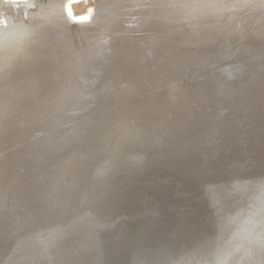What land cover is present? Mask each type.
<instances>
[{
  "label": "water",
  "instance_id": "obj_1",
  "mask_svg": "<svg viewBox=\"0 0 264 264\" xmlns=\"http://www.w3.org/2000/svg\"><path fill=\"white\" fill-rule=\"evenodd\" d=\"M214 46L180 45L159 79L94 82L52 123L0 108V264H264V46Z\"/></svg>",
  "mask_w": 264,
  "mask_h": 264
},
{
  "label": "bare ground",
  "instance_id": "obj_2",
  "mask_svg": "<svg viewBox=\"0 0 264 264\" xmlns=\"http://www.w3.org/2000/svg\"><path fill=\"white\" fill-rule=\"evenodd\" d=\"M65 1L14 5L0 0V20L6 21L0 25L2 112L33 107L38 125L52 123L58 110L61 115L63 108H74L79 95L93 91L94 82L104 88L103 84L138 79L128 74L134 70L148 80L169 75L180 45L215 44L228 50L226 58L239 51L250 55L264 46V0H86V6L80 4L84 1L72 5L74 16L92 7L89 22L79 25L67 18ZM243 67L239 54L226 59L222 72L230 81L240 76ZM39 134L31 131V136ZM242 228L234 237L249 233ZM252 233L255 237L259 232ZM231 235L224 234L223 244ZM207 250L202 247L192 253ZM25 260L20 259V264Z\"/></svg>",
  "mask_w": 264,
  "mask_h": 264
},
{
  "label": "snow or ice",
  "instance_id": "obj_3",
  "mask_svg": "<svg viewBox=\"0 0 264 264\" xmlns=\"http://www.w3.org/2000/svg\"><path fill=\"white\" fill-rule=\"evenodd\" d=\"M4 2L9 3V4H14V5H19V4H29V0H4ZM68 10H70V6L68 7ZM91 13V9L89 10V14ZM0 25H6V21L0 20Z\"/></svg>",
  "mask_w": 264,
  "mask_h": 264
},
{
  "label": "rangeland",
  "instance_id": "obj_4",
  "mask_svg": "<svg viewBox=\"0 0 264 264\" xmlns=\"http://www.w3.org/2000/svg\"><path fill=\"white\" fill-rule=\"evenodd\" d=\"M85 2H86V1H84V2H82V3H80V4L82 5V4H84ZM77 4H78V3H77ZM74 5H76V4H74ZM78 5H79V4H78ZM84 6H86V3L84 4Z\"/></svg>",
  "mask_w": 264,
  "mask_h": 264
}]
</instances>
